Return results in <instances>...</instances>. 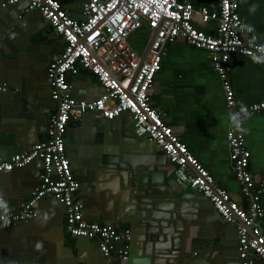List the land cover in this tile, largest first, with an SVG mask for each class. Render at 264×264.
Here are the masks:
<instances>
[{
	"label": "crops",
	"instance_id": "obj_1",
	"mask_svg": "<svg viewBox=\"0 0 264 264\" xmlns=\"http://www.w3.org/2000/svg\"><path fill=\"white\" fill-rule=\"evenodd\" d=\"M187 1L196 11L194 26L213 35L216 23H202L198 10H215L219 0ZM64 6L73 18L82 17L78 0L65 1ZM23 8L20 4L0 14V26L12 28L10 34L8 30L0 33L7 53L0 56V82L8 81L9 88L18 90L0 93V157L4 159L47 139L49 118L57 110L49 95L46 70L50 58L60 54L64 44L41 15L24 13ZM240 13L264 45V0H245ZM23 14L21 25L18 15ZM146 35L149 39V33ZM147 46L148 41L139 51L144 52ZM230 66L237 102L251 105L264 101V62L234 56ZM70 84L78 100H94L101 92L96 78L83 69ZM150 99L217 183L233 200L247 205L229 159L227 131L232 117L209 53L183 39L168 45ZM131 126L128 114L112 122L88 114L68 126L66 154L73 174L80 179L79 196L86 213L91 218L97 214L102 220L114 216L119 222L124 220L121 228L132 231L128 264H240L236 230L221 225L203 196L185 194L189 189L177 182L165 155L152 142L147 138L138 143L129 140ZM244 131L251 153L249 169L260 182L264 180V112L244 117ZM40 164L36 160L24 171L14 169L0 175V197L9 207L18 209L37 184ZM261 201L264 205V195ZM149 205L156 212L147 218L139 216ZM36 211L32 221L12 231L0 230V264L106 263L95 242L77 239L66 231L63 209L54 197H44ZM131 218L132 225L128 222ZM261 227L264 234V221ZM187 248L198 253L191 252L184 259L181 256ZM78 254L82 263L74 261Z\"/></svg>",
	"mask_w": 264,
	"mask_h": 264
},
{
	"label": "built area",
	"instance_id": "obj_2",
	"mask_svg": "<svg viewBox=\"0 0 264 264\" xmlns=\"http://www.w3.org/2000/svg\"><path fill=\"white\" fill-rule=\"evenodd\" d=\"M70 0H1L0 11L26 4L24 13L37 12L63 42V51L52 57L47 70L51 98L58 102L49 118L48 138L9 159L0 158V173L41 161L39 183L31 197L11 210L0 197V230L21 226L37 217L38 203L51 195L64 206L66 231L75 238L94 239L107 264L115 256L127 260L132 231L85 218L79 197L81 183L72 172L66 154L65 134L73 121L86 113L114 120L128 113L138 137H146L175 165L174 175L185 189H193L210 201L226 224L237 226V253L241 264H264V180L251 173V153L246 147L244 117L264 112V101L251 105L237 102L232 85L230 60L234 56L261 59L264 45L241 16L245 0H219L215 10L201 8L204 24L216 23L213 35L193 24L194 6L187 0H78L81 15L75 19L64 6ZM140 29L149 33L148 50L137 51L130 39ZM179 39L207 51L219 77L232 122L227 131L229 159L241 194L242 205L231 198L213 174L165 121V114L151 103L150 94L162 67L166 48ZM80 69L91 73L101 92L91 101L78 100L71 93L70 79ZM6 92L7 86L0 87Z\"/></svg>",
	"mask_w": 264,
	"mask_h": 264
},
{
	"label": "water",
	"instance_id": "obj_3",
	"mask_svg": "<svg viewBox=\"0 0 264 264\" xmlns=\"http://www.w3.org/2000/svg\"><path fill=\"white\" fill-rule=\"evenodd\" d=\"M17 5H20V4H17ZM17 5H14V6H17ZM24 5V8L23 9H25V6H26V4H23ZM14 6H10V7H8L7 9H5V10H3V11H0V14L2 13V12H4V11H6V10H8V9H12V7H14ZM37 13V12H36ZM38 15L40 16V14L38 13ZM1 17V16H0ZM41 17V16H40ZM42 18V17H41ZM18 20H19V23L22 25L24 22H25V17H24V14L23 15H18ZM27 21V20H26ZM49 26V25H48ZM23 27V26H22ZM25 27V26H24ZM50 27V26H49ZM8 27L6 26V29H4V27H2V26H0V33H2V32H5V31H7L8 29H7ZM51 28V27H50ZM10 29H12L11 27L9 28V30L7 31V32H9V34L11 33V31L12 30H10ZM52 29V28H51ZM7 32H5V33H7ZM5 33H4V35H5ZM149 44H150V42H149ZM149 44H148V46L146 47V50H145V53L147 52V50H148V47H149ZM5 54H7L6 52H4V40H3V37H1V39H0V56H2V55H5ZM0 59H1V57H0ZM50 60H51V58H50ZM50 62V61H49ZM2 82V84L0 85V87L1 86H3V85H6L7 86V91L6 92H3V91H0V93H1V95H4L5 93H17L18 92V90L17 89H14L15 87L13 86L12 87V89L11 88H9L8 87V84H9V82L8 81H1ZM0 82V83H1ZM48 87H49V95H50V97H51V88H50V83H49V81H48ZM19 92L21 93L22 92V90L21 89H19ZM53 101V100H52ZM54 103H55V106H57L58 107V102H55V101H53ZM96 115L95 113H86V114H84L81 118H83L85 115ZM124 114H128V113H124ZM124 114H122V115H124ZM129 115V114H128ZM130 116V115H129ZM131 117V116H130ZM103 120L104 121H107V122H112L113 120H108V119H105V118H103ZM81 121H82V119H81ZM128 132V139L129 140H132L133 142H142V141H144V140H146V137H138L136 134H135V132H134V126H133V121H132V126H131V128H130V130L129 131H127ZM67 137H68V141H70L69 140V134H67ZM153 145H155L154 143H152ZM32 146L33 145H30L29 147H25V149H23V148H20L19 149V151H18V153H20V152H25V151H28V150H30L31 148H32ZM160 153L161 154H163V155H165V153L163 152V151H160ZM13 156V155H12ZM165 157H166V155H165ZM1 159H4L3 157H0ZM10 158V157H9ZM9 158H6V159H9ZM166 159H167V162H168V164L171 166V169H172V173L174 172V169H175V165L174 164H172V163H170V161H169V159L166 157ZM38 160V159H37ZM36 161V160H35ZM40 163H41V161L40 160H38ZM34 162H32L30 165H28L27 167H24V168H22L21 170H26V169H28L32 164H33ZM1 174H3V173H0V175ZM39 174H40V171H39ZM39 174H38V178L36 179V182H37V184L32 188V190L24 197V199H22V201H21V203L19 204V206L25 201V200H27V199H29L30 197H31V194H32V192L35 190V188L37 187V185H38V183H39ZM78 179V178H77ZM78 181L80 182V179H78ZM81 183V182H80ZM81 191V190H80ZM185 194L186 195H197V192H195L193 189H190V190H187L186 192H185ZM199 195V194H198ZM80 197V196H79ZM81 198V200H82V202H83V204H84V201H83V199H82V197H80ZM199 198L200 199H204L203 197H202V195H199ZM207 203H208V205H209V207H210V209L214 212V215H216L217 216V219H219V221H221V225H223V226H226V227H232L233 229H235L236 230V234H237V226L236 225H231V224H224L222 221V218H221V216L213 209V205H212V203L210 202V201H208L207 200ZM39 204V203H38ZM61 205V204H60ZM18 206V207H19ZM38 207V206H37ZM61 207H62V209H63V212H64V206L63 205H61ZM11 210H15V208H11V207H9ZM144 209H145V211H143V212H141V213H139V216H144V217H148V215H150L151 213H155L156 211H153L152 210V207L149 205V207H144ZM64 215H65V213H63ZM97 216H99V215H95V217L96 218H91L92 217V215L91 214H89L88 212L86 213V209H85V218L87 219V220H89V221H91V222H100V223H103V224H107V225H113V226H115V227H117V228H121V222H124V220L123 219H120V222L118 221V220H116L115 219V216L114 217H110L109 219H107V220H102L100 217H97ZM131 220H132V218L130 219V220H128V222H130V224L132 225L133 224V222H131ZM15 228L14 227H12V228H10V229H6V230H9V231H12V230H14ZM238 237V236H237ZM77 239H79V238H77ZM81 239H85V238H81ZM86 240H89V241H91V242H95L96 244V248L95 249H99V243H98V241L97 240H94V239H86ZM132 241V240H131ZM237 244H238V241H237ZM237 244H236V249H237ZM191 252H197L198 253V251L196 250V251H191V249H186L185 251H184V254L181 256V257H183L184 259L186 258V257H188L189 256V254H191ZM131 253H132V250H131V246H130V254H129V258L127 259V260H122V259H120L118 256H115V261H114V263L113 264H128L129 263V260H130V256H131ZM197 253H194V255H196L197 256ZM102 254V253H101ZM186 254V255H185ZM238 255V254H237ZM102 256H104L103 254H102ZM177 257H179L178 256V254H177ZM103 259L106 261V263L105 264H107V259H106V257H103ZM79 261V262H81L82 263V259L80 258V254H78V256L77 257H74V261ZM46 264V263H45ZM240 264H241V262H240Z\"/></svg>",
	"mask_w": 264,
	"mask_h": 264
},
{
	"label": "rangeland",
	"instance_id": "obj_4",
	"mask_svg": "<svg viewBox=\"0 0 264 264\" xmlns=\"http://www.w3.org/2000/svg\"><path fill=\"white\" fill-rule=\"evenodd\" d=\"M148 41V36L144 29H140L135 35L132 36L130 42L132 46L137 50L143 49V43L146 44Z\"/></svg>",
	"mask_w": 264,
	"mask_h": 264
}]
</instances>
